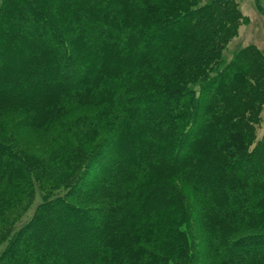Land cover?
Segmentation results:
<instances>
[{
	"label": "trees",
	"instance_id": "obj_1",
	"mask_svg": "<svg viewBox=\"0 0 264 264\" xmlns=\"http://www.w3.org/2000/svg\"><path fill=\"white\" fill-rule=\"evenodd\" d=\"M204 1L0 0V76L21 74L0 112L48 129L73 104L96 113L78 117L81 130L109 133L89 151L76 136L69 170L0 143V185L45 187L0 264H196L181 184L198 200L213 264H264V56L249 46L227 60L246 18L234 0ZM110 146L113 163L88 183ZM73 214L99 227L64 239L80 226Z\"/></svg>",
	"mask_w": 264,
	"mask_h": 264
},
{
	"label": "rangeland",
	"instance_id": "obj_2",
	"mask_svg": "<svg viewBox=\"0 0 264 264\" xmlns=\"http://www.w3.org/2000/svg\"><path fill=\"white\" fill-rule=\"evenodd\" d=\"M207 1L208 0H205L204 3ZM234 1L238 4L246 21L240 26L238 35L229 44L225 52L226 59L231 60L236 52L249 46H254L264 56V0ZM37 15L36 13L32 14L35 18L38 17ZM46 25L48 24L46 23ZM2 61L3 60H0V62ZM65 65L71 67L79 66V68L85 67V65H81L78 62H71V60H68ZM65 69L68 71V66ZM235 70H239V67ZM8 72L10 73L8 75H12L14 70H9ZM19 73L18 71L14 77H9L8 75L0 76V80L2 81V85H0V95L12 92L15 89V85H17L20 80L19 77L21 74ZM95 114V110L92 109H84L79 112L72 104L60 124L45 129L29 126L23 115L2 111L0 112V143L14 144L16 147L23 150L25 154L32 155L44 165H48L52 170H69L71 167L67 165V160H65V158L66 155L72 154L71 144L75 141L76 136L84 140V146L89 151L95 147L101 138L105 135H109L108 132H105V128L87 129L86 131L81 130L82 128L78 124L81 122L80 125H83L84 120L82 118L91 116L93 120ZM260 116V120L255 124L256 141L261 140L264 136V111ZM78 117H80V122ZM88 119H90V117ZM65 126H68L70 129L67 128V130ZM135 137L139 139L138 135H135ZM121 141L122 143H127V140L119 138V143ZM117 151L115 146H110L100 154L98 158L99 162L91 169V172L94 174L88 183L100 179L103 172L107 170V165L113 163L112 160L108 159L107 155H116ZM73 152L75 153V150H73ZM259 160L260 158L252 159L249 165L254 164L258 167L262 163ZM61 174V172H58L57 177H52L54 178V182L62 181L60 177ZM19 182L11 186L0 185V254L6 246L7 239L9 238L8 236H10L11 232L15 228H20L23 224L28 222L45 198V187L42 185L37 183L33 190H31L25 183ZM178 186L183 189L187 205L190 207L192 213H194L188 227L195 246L196 264H213L208 254V244L204 236V224L201 216L197 213L196 201L198 200L188 186L183 184ZM262 196L264 198V191L262 192ZM80 200L81 203L78 202L82 204L80 206L83 209L92 211L96 207L93 203L85 204L82 202L83 198ZM94 216H97V214L94 213ZM69 220L78 222L80 226L73 225L70 229L68 228L67 232L61 235L64 239L70 236L74 237L80 235L83 228H86V230L92 234L100 224L97 217L91 222L83 220L75 214L69 216Z\"/></svg>",
	"mask_w": 264,
	"mask_h": 264
}]
</instances>
